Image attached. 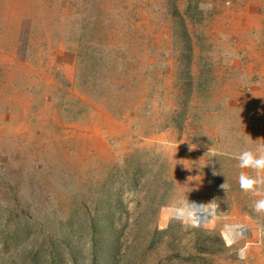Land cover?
Returning <instances> with one entry per match:
<instances>
[{
    "label": "rangeland",
    "instance_id": "374dc122",
    "mask_svg": "<svg viewBox=\"0 0 264 264\" xmlns=\"http://www.w3.org/2000/svg\"><path fill=\"white\" fill-rule=\"evenodd\" d=\"M261 143L264 0H0V264H264Z\"/></svg>",
    "mask_w": 264,
    "mask_h": 264
},
{
    "label": "clouds",
    "instance_id": "9594fccd",
    "mask_svg": "<svg viewBox=\"0 0 264 264\" xmlns=\"http://www.w3.org/2000/svg\"><path fill=\"white\" fill-rule=\"evenodd\" d=\"M208 7L211 8V5ZM195 147V145H191L190 150ZM212 155L215 157L216 155H224V153L213 151ZM233 158L238 160V168L242 170L250 169L254 173V176H250L246 172L241 171L239 173V187L246 195L259 197V199L254 201L253 211L258 215L264 216V143L259 144L254 151L246 149ZM228 187L226 182L221 185V188L225 191ZM218 207L215 201L206 205L190 204L185 195L169 207L162 209V211L168 214L169 219H177L185 227H197L199 226V221L197 219V213L194 211L195 209H205L211 212ZM260 235L264 236V229L260 231ZM246 251L247 246L240 251L239 255L241 260L246 258Z\"/></svg>",
    "mask_w": 264,
    "mask_h": 264
},
{
    "label": "bare ground",
    "instance_id": "6f19581e",
    "mask_svg": "<svg viewBox=\"0 0 264 264\" xmlns=\"http://www.w3.org/2000/svg\"><path fill=\"white\" fill-rule=\"evenodd\" d=\"M193 203L198 205L195 202H193ZM202 205H206V204L202 203ZM194 211L197 213V219L199 221V225L207 224L213 218L214 210L209 212L205 209H195ZM247 230H248V228L245 226L228 227V228H226V230L224 232V237L228 242H231V240L234 239V237L236 238L238 235L240 237H243Z\"/></svg>",
    "mask_w": 264,
    "mask_h": 264
},
{
    "label": "water",
    "instance_id": "95a60500",
    "mask_svg": "<svg viewBox=\"0 0 264 264\" xmlns=\"http://www.w3.org/2000/svg\"><path fill=\"white\" fill-rule=\"evenodd\" d=\"M195 203H197L198 205H202V203H200V202H195Z\"/></svg>",
    "mask_w": 264,
    "mask_h": 264
}]
</instances>
